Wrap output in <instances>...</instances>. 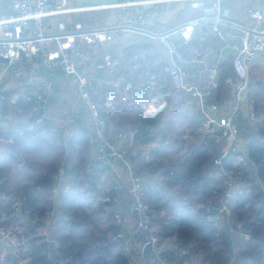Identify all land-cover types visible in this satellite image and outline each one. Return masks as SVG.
<instances>
[{"label":"trees","instance_id":"16d2710c","mask_svg":"<svg viewBox=\"0 0 264 264\" xmlns=\"http://www.w3.org/2000/svg\"><path fill=\"white\" fill-rule=\"evenodd\" d=\"M4 3L7 6L8 0H0V5ZM69 30H74V27ZM209 39L216 41L214 37ZM139 65L138 70L144 66L142 63ZM230 71L231 67H228L221 72L209 101L224 100L226 75ZM160 89L165 91L161 85ZM92 96L100 115L107 121V136L113 143L117 133L126 125L137 129V143L141 136L150 133L148 127L159 122V117L144 116L140 110L113 111L106 106L104 97L95 96V93ZM249 98L256 106L257 120H243L241 133L247 139L248 157L254 162V168L239 163L236 152L229 153L224 163L233 174H240L245 183L244 193L237 195L232 205L234 226L252 234L250 240H237L235 264H264V194L256 182V177L264 180L263 80L256 81L255 85L250 82ZM34 106V101H28L31 110ZM1 111L3 116L8 113L6 105L1 107ZM37 118L32 117V128L25 124L0 130V138L8 141L0 150V217L5 216L0 220V227L12 230L15 236H29L25 245L18 247L14 257L8 255L0 264H19L20 261H25V264H130L123 244L113 239L120 232L115 222L116 212L109 213L110 220H113H108L107 229L111 232L101 225L102 213L98 209L108 205L103 198L116 194L115 185L107 177L110 166L96 167L95 181L90 185L92 161L89 139L80 135L65 139L64 125L50 127L48 118L43 122H37ZM46 132L51 136H46ZM217 140L208 139L194 152H188L181 159L179 169H175L174 161L164 148L155 150L156 156L152 161H147L141 151L134 153L136 144L128 149L134 172L141 175L158 172L168 179L162 184L153 178L143 179V198L149 205L153 223L159 226L157 246L162 251L156 254L150 248L145 254L143 250L132 254L134 258L137 255L142 264H154L150 261L153 255L166 259L169 264H224L228 260L227 227L222 222L208 220L206 215L208 203L216 201L224 190L221 172H207V167L213 168L214 159L221 151V143ZM66 142L71 151H67ZM23 159L28 165L26 170L20 167ZM60 168L69 173L70 182L63 191L65 193L60 195L61 205L57 206L52 190ZM100 179L104 188L98 187ZM173 185L181 187L179 193L177 191L178 196L169 193L168 188ZM22 204H25L28 226L26 232L20 233L17 223H22V218L20 214H14V207ZM51 211L52 218L56 220L51 237L58 242L54 251H51L53 247L47 237L35 232V227ZM169 243L173 244L172 248L168 247ZM1 245L0 250L3 249Z\"/></svg>","mask_w":264,"mask_h":264},{"label":"crops","instance_id":"0c3cea01","mask_svg":"<svg viewBox=\"0 0 264 264\" xmlns=\"http://www.w3.org/2000/svg\"><path fill=\"white\" fill-rule=\"evenodd\" d=\"M76 5L90 6L93 4L76 1ZM248 6L260 8L264 11V1L261 0H222L223 11L232 21V24L226 31L225 39L216 38L215 41V39L208 38L209 40H201L198 39L197 34L192 40L184 41L182 50L185 62L178 61L158 39L147 34L136 33L130 29L122 30L117 39L100 44L88 59L79 60L77 62L76 73H70L62 67H45L38 58L29 59L24 55H21L19 59L10 65L0 60V109L4 105L8 109V113L1 118V128L3 127L7 130L11 127L25 124H27V127L32 128L33 124L30 121L33 116H37L38 118L43 117V120L48 118L51 121L50 127L64 125L65 139L74 135H80L88 138L90 142L91 132L95 131V122L91 111L81 98L79 90L81 80L86 81L85 85L91 96L95 93V96L104 97L105 101L108 102L106 106L116 111L117 108H114L116 105L114 100L123 95L124 86L129 87V90L125 91L124 94L128 93L137 99L148 100L150 91L146 88V84L150 81L147 76L152 71L158 75L159 86L161 85L166 91L160 89L161 96L165 95L164 101L166 107L159 114L150 116L152 118L159 117V122L154 127H148L150 133L146 136H141L137 140L134 153L137 154L141 151L142 156L147 161H152L156 156L155 150L164 148L170 159L174 161L175 169H179L181 168V159L188 152H194L197 147L205 144L208 139H212V137L201 132L202 122L205 119L201 101L186 86L199 85L207 87L211 90L210 97H212L214 90L217 88L221 72L231 67L230 73L226 75L227 79H231V83L226 81L224 100L218 102L219 109L211 114L219 119L230 114L234 109L236 100L234 83L238 79L233 64L236 52L234 44H237L235 39L243 35L245 28L255 24V21L244 10ZM210 7V0L162 3L159 6V15L153 29L155 31H162L166 28L180 25L195 16L205 13ZM118 12L119 7L116 4L107 7L61 12L49 17V29L52 32H57L60 22H64L68 30L78 23L82 24L84 29L111 25L116 21ZM7 14L8 9L4 3L0 5V18L5 17ZM262 24H264V21H262ZM135 55L139 56V64L142 63L144 65L140 70H138L139 67L137 69L132 67ZM179 66L181 67L178 68ZM249 70L251 84L254 83L255 85V82L259 80L264 81V56L261 55L252 59L249 63ZM135 75H137L136 78H134ZM37 93H41L44 96V113L36 111L34 108L31 110L28 107V101L30 100L27 99V95L31 96ZM110 102H112L111 105ZM147 104H151L150 108L151 106L153 107L151 101H147ZM166 113L168 115L166 124L158 130ZM247 119H250L247 106L242 104L233 125L237 133L243 135L241 133L243 128L242 121ZM77 120H80L78 126L75 124ZM127 127L128 125L124 129ZM162 131H166V139H163ZM45 134L48 137L51 136L49 132ZM217 141L221 143V151L214 159V169L210 166L207 167L209 174L215 170L216 172H221L217 159L225 153L227 148V144L222 137H218ZM6 144H8V141L0 138V150H3ZM65 144L67 145V151H71L72 148L69 144L67 142ZM112 144L117 148H125L127 151L130 148L118 137L116 138V142H112ZM96 145V140L94 144L90 143L89 153L92 161L90 185L95 181L94 178L97 174L96 167L99 166L95 160ZM229 153L231 152L224 155L223 162ZM104 164L110 166L107 177L109 182L117 187L116 194L118 201L116 203L108 202V205L98 209L102 213V216L100 215L102 228H105L107 232H111V229H107V222L111 218L109 213L111 211L119 213L120 219L115 217V222L119 225L120 233H123V237L116 239V235H114L113 239L120 240L123 244L125 255L130 258V264H142V260L137 255L135 258L132 257V254H136L138 251L144 249V244L150 234L146 231L134 232L138 215L133 213L131 207L133 199V168L130 164V159L127 162L114 160ZM141 164H145L143 159H141ZM20 167L24 170L28 169V165L24 159ZM57 175L55 176L52 192L55 204L60 206L62 203L60 195L70 182V177L69 173L65 172L62 175ZM150 178L158 180L161 184L168 181L164 175L158 172H144L143 179L147 180ZM101 181V179L97 181L98 187L104 188L105 185L101 184ZM257 183L261 185V180ZM179 188H181L179 185H173L168 188L169 193H174L178 196ZM19 207L20 213L18 214L22 218V223H17L18 226L20 225L18 232L23 233L26 232L28 226L27 219H25L27 212L25 204ZM15 209L16 207H14V212ZM22 209H24V212ZM52 217L47 215L35 227V232L38 235H45L53 247L51 251H54V248L58 246V242L51 237L52 229L56 222ZM112 225L114 226V223ZM156 226L159 229V226ZM1 237L0 244H2L3 249L0 250V261L2 262L8 258V255L10 258L15 255L12 253V242L5 237ZM16 237L24 241L23 246L29 239V236L18 234ZM51 241H55L56 244L52 245ZM168 247L172 248L173 244L169 243ZM152 251L158 254L154 248H152ZM150 261L151 263L159 264L161 259L153 255ZM8 264H11V262ZM19 264H25V261H20Z\"/></svg>","mask_w":264,"mask_h":264},{"label":"built area","instance_id":"2783aa9c","mask_svg":"<svg viewBox=\"0 0 264 264\" xmlns=\"http://www.w3.org/2000/svg\"><path fill=\"white\" fill-rule=\"evenodd\" d=\"M76 1L8 0V14L0 18V56L5 58V63L10 65L19 59L21 55H24L29 59L38 58L45 67H62L70 73H76L77 62L79 60L83 61L88 59L100 44L117 39L119 33L125 29H130L136 33L147 34L158 39L178 61L185 62L182 50L184 41L192 40L197 34L201 40H206L210 37L225 39L226 31L232 24V21L223 11L222 0H210L211 7L205 13L195 16L180 25L169 27L162 31H155L153 27L159 15L160 4L188 0H122L116 4L119 7V12L116 21L111 25L84 29L82 24L78 23L74 25V30L69 31L67 25L64 22H60L57 32L50 31L49 17L51 15L87 8L107 7L105 5L78 6L76 5ZM244 10L255 21V24L244 29V33L240 37L243 43L242 48L238 44H234L236 52L233 64L238 79L234 83L236 100L233 111L219 119L215 118L211 113L219 109V103L209 101L211 90L199 85L186 86L188 90H191L199 97L202 104L205 119L202 122L201 132L212 138L222 137L227 144L225 153L217 159V164L222 174L224 190L216 201L210 202L206 206L207 219L222 221L225 227L230 229L232 233L233 251L230 252L229 260L224 264H235L238 239H252L250 232L234 226L231 215L235 197L244 193V181L240 174H233L229 171L223 162V157L226 153L236 152L238 153L239 163L243 166H251L254 168V162L248 157L247 139L237 133L233 125L242 104L247 106L249 118L251 120H257L256 106L249 98V85L251 82L249 63L257 56H264V24H262V21H264V11L252 6H248ZM134 59L132 67L137 69L139 67V56L135 55ZM148 78L150 81V97L148 100L137 99L128 93L124 94L125 91L129 90L128 86H124L123 95L114 100L115 104L120 107L140 106L143 108L142 112L144 116H150V113L155 112L165 101L161 99L158 75L155 72H151ZM226 81L231 83L230 78ZM85 84L86 81L82 79L79 90L81 98L91 111L95 122L96 146L98 148L95 153V160H101L103 163H107L111 159L127 162L129 160L127 149L115 147L108 139L106 129L107 121L100 115V109ZM27 99L34 101V110L36 111H40L44 107L41 102L45 101V99L41 93L35 94L34 97L27 95ZM147 101H151L153 105L152 110L149 109L151 104H147ZM107 103L106 101L105 104ZM2 117V111L0 109V130ZM42 121L43 117L37 119V122ZM136 136L137 129H133L132 127L128 131L124 129L117 133V137L128 147H133L136 144ZM63 173L64 168H60L58 175H62ZM261 187L264 194V180H261ZM115 189H117L116 186ZM143 197V175L133 171L132 198L136 201L138 209V218L134 232H148L150 235L144 246L146 243H151V248H154L159 253L162 251L157 246L159 229L153 223L149 205L144 201ZM103 201L116 203L118 196L117 194L114 196H106L103 198ZM16 212L17 214L20 213L19 206H16L14 213L16 214ZM52 215V211L48 213V216ZM115 217L120 219V214L116 212ZM3 219L5 217L0 218V220ZM0 234L12 242V253L16 255L18 247L23 245L24 241L16 237L10 229L6 230L0 227ZM122 237V232H119L115 236L116 239ZM161 261L162 264H169L166 259H162Z\"/></svg>","mask_w":264,"mask_h":264},{"label":"water","instance_id":"95a60500","mask_svg":"<svg viewBox=\"0 0 264 264\" xmlns=\"http://www.w3.org/2000/svg\"><path fill=\"white\" fill-rule=\"evenodd\" d=\"M77 1H81V2H85V3H91L93 5H105V6H109V5H115V4H118L121 0H77ZM236 43L239 45L240 48H242L243 46V43H242V39L240 37L236 38L235 39ZM0 60L2 62H5V58L3 56H0ZM150 74V73H149ZM149 74L147 77H149ZM137 75H135L134 78H136ZM146 88L149 89L150 88V83H147L146 84ZM162 100H165V95H162L161 97ZM41 104L44 106L45 102L42 101ZM111 105V104H110ZM109 105V106H110ZM116 108H120L121 110L123 111H126V110H129V111H132V110H140V111H143V108L140 107V106H134V107H120L118 105H115ZM166 107V103H163L161 104L157 110L155 112H152L150 113V116H155L156 114H159L161 111H163ZM41 113H44L45 112V107H43L41 110H40ZM168 118V115L167 113L165 114V117L162 119V123L161 125L158 127V130H160L165 124H166V120ZM79 122L80 120H77L76 121V126L79 125ZM130 129V127H127L125 129V131H128ZM96 132L95 131H92L91 132V136H90V143L91 144H94L95 140H96ZM162 137L163 139H166V131H162ZM97 146L95 147V153L97 152ZM111 161H114L113 159H111ZM96 163H98L99 165H104L103 161L101 160H96ZM253 168V167H252ZM256 182H259V178L256 177ZM244 184V183H243ZM131 207H132V211L134 214L138 215V209H137V203L134 199H132L131 201ZM22 211L24 212V209H22ZM226 241H227V246H228V249L230 252L233 251V240H232V233H231V230L230 229H226ZM51 244L52 245H55L56 242L55 241H51ZM152 247L151 243H146V245L144 246V249H143V253L145 254L146 251L148 249H150ZM54 257H56V254H54Z\"/></svg>","mask_w":264,"mask_h":264},{"label":"rangeland","instance_id":"374dc122","mask_svg":"<svg viewBox=\"0 0 264 264\" xmlns=\"http://www.w3.org/2000/svg\"><path fill=\"white\" fill-rule=\"evenodd\" d=\"M231 215H232V212H231ZM232 217H234V216L232 215ZM228 260H229V253H228ZM228 260H227V261H228Z\"/></svg>","mask_w":264,"mask_h":264},{"label":"bare ground","instance_id":"6f19581e","mask_svg":"<svg viewBox=\"0 0 264 264\" xmlns=\"http://www.w3.org/2000/svg\"><path fill=\"white\" fill-rule=\"evenodd\" d=\"M149 109H150V110H152V109H153V107L151 106V108L149 107Z\"/></svg>","mask_w":264,"mask_h":264}]
</instances>
